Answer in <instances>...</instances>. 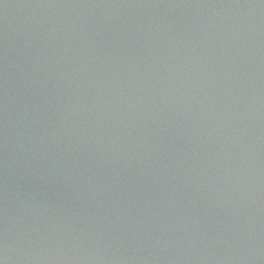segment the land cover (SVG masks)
I'll return each mask as SVG.
<instances>
[{
	"label": "water",
	"instance_id": "obj_1",
	"mask_svg": "<svg viewBox=\"0 0 264 264\" xmlns=\"http://www.w3.org/2000/svg\"><path fill=\"white\" fill-rule=\"evenodd\" d=\"M0 264H264V0H0Z\"/></svg>",
	"mask_w": 264,
	"mask_h": 264
}]
</instances>
